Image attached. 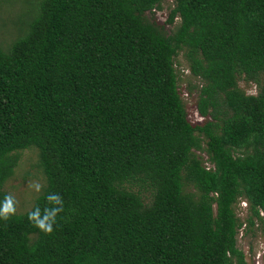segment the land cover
Listing matches in <instances>:
<instances>
[{"label":"trees","instance_id":"1","mask_svg":"<svg viewBox=\"0 0 264 264\" xmlns=\"http://www.w3.org/2000/svg\"><path fill=\"white\" fill-rule=\"evenodd\" d=\"M162 2L39 0L0 45V201L23 150L46 177L0 218V264H247L240 231L264 225V0H174L159 24ZM53 207L51 232L28 218Z\"/></svg>","mask_w":264,"mask_h":264},{"label":"rangeland","instance_id":"2","mask_svg":"<svg viewBox=\"0 0 264 264\" xmlns=\"http://www.w3.org/2000/svg\"><path fill=\"white\" fill-rule=\"evenodd\" d=\"M38 1L0 0V45L4 49H8L11 43L25 31L36 12ZM173 5L174 0H163L162 8L148 16L159 24H165ZM166 29H169L168 25ZM176 68L179 75V91L186 104L188 118L192 123L201 122L203 119L197 110L201 82L191 74L189 62L183 52L176 59ZM240 86L249 94L258 92L257 86L253 83L241 81ZM19 156V164L4 189L13 198L16 211L21 213L33 206L35 199L46 186V177L39 167L37 148L23 150ZM202 156L206 158L205 154ZM36 185H39L38 190ZM237 214L243 222L247 221L249 213L245 202L237 207ZM238 247L245 253L247 264H264V225L258 223L249 231L244 225L238 236Z\"/></svg>","mask_w":264,"mask_h":264},{"label":"clouds","instance_id":"3","mask_svg":"<svg viewBox=\"0 0 264 264\" xmlns=\"http://www.w3.org/2000/svg\"><path fill=\"white\" fill-rule=\"evenodd\" d=\"M37 190L39 189V185H36ZM48 200L51 201L53 204L60 203V198L56 194H52L48 196ZM61 209H57L53 207L51 211H48L46 215H44L43 219L39 218L38 211H31L29 213V220L35 224L38 228L45 232L52 231V223L55 220L56 213ZM14 202L13 198L10 196H5L3 201H0V218L8 219L9 215L14 213Z\"/></svg>","mask_w":264,"mask_h":264}]
</instances>
